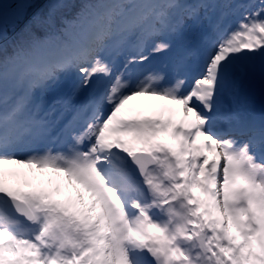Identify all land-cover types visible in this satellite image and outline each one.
Instances as JSON below:
<instances>
[{
    "label": "snow or ice",
    "instance_id": "obj_1",
    "mask_svg": "<svg viewBox=\"0 0 264 264\" xmlns=\"http://www.w3.org/2000/svg\"><path fill=\"white\" fill-rule=\"evenodd\" d=\"M0 264H264V0L0 2Z\"/></svg>",
    "mask_w": 264,
    "mask_h": 264
},
{
    "label": "rangeland",
    "instance_id": "obj_2",
    "mask_svg": "<svg viewBox=\"0 0 264 264\" xmlns=\"http://www.w3.org/2000/svg\"><path fill=\"white\" fill-rule=\"evenodd\" d=\"M0 2H8V0H0ZM132 103L136 105L137 107H152V106L159 105L162 102L148 100L147 98H141V99L133 101ZM23 171H27V170H23ZM35 175L42 176L44 179H47L49 177H52L54 179L53 174L51 173H47V174L35 173Z\"/></svg>",
    "mask_w": 264,
    "mask_h": 264
},
{
    "label": "trees",
    "instance_id": "obj_3",
    "mask_svg": "<svg viewBox=\"0 0 264 264\" xmlns=\"http://www.w3.org/2000/svg\"><path fill=\"white\" fill-rule=\"evenodd\" d=\"M75 2L76 3H86V2H88V0H75ZM69 19H71V17H69ZM12 31H11V29H9L8 30V38L11 40V39H13L14 38V36H13V33H11Z\"/></svg>",
    "mask_w": 264,
    "mask_h": 264
}]
</instances>
